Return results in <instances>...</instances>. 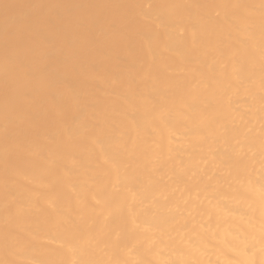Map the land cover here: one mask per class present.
<instances>
[{
    "label": "bare ground",
    "instance_id": "obj_1",
    "mask_svg": "<svg viewBox=\"0 0 264 264\" xmlns=\"http://www.w3.org/2000/svg\"><path fill=\"white\" fill-rule=\"evenodd\" d=\"M0 264H264V0H0Z\"/></svg>",
    "mask_w": 264,
    "mask_h": 264
},
{
    "label": "rangeland",
    "instance_id": "obj_2",
    "mask_svg": "<svg viewBox=\"0 0 264 264\" xmlns=\"http://www.w3.org/2000/svg\"><path fill=\"white\" fill-rule=\"evenodd\" d=\"M9 46H10V44H9ZM12 46H14V45H12ZM3 92H5V91H3ZM3 92H2V93H3Z\"/></svg>",
    "mask_w": 264,
    "mask_h": 264
}]
</instances>
